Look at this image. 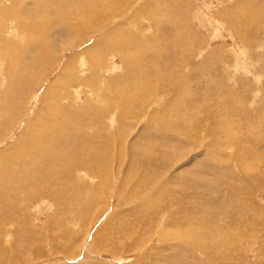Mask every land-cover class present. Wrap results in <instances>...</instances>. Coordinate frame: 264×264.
Returning <instances> with one entry per match:
<instances>
[{"label":"rangeland","instance_id":"1","mask_svg":"<svg viewBox=\"0 0 264 264\" xmlns=\"http://www.w3.org/2000/svg\"><path fill=\"white\" fill-rule=\"evenodd\" d=\"M14 1L0 0V35H2L0 36V100L3 104L1 105L0 103V151H2L0 152V167L4 165H11L17 159L19 154H23V149L29 148L28 146V148L24 146L19 153L14 152L12 154V151L10 149L11 147H14V144L17 143V138H19L21 133L24 132L23 130H26L29 124L33 125L32 123H34V127L32 129L33 133H30V136H32L33 134V136L30 137L31 146L35 145V140L33 138L39 141L41 139V134H46L49 137L46 142V146L48 149L46 147H44V149L45 151L49 150L51 158L49 159L46 154H42L43 152L40 151L41 148H39L40 150L38 149V153H41L42 155H33L32 150L31 154L34 157H24L26 161L18 170L19 172H23H21V175H24L26 173V175H24L25 178L23 177L22 179L27 180L28 183L24 187L19 185L18 183H14L15 185L9 187L10 189H4L5 183L11 180L7 179L6 182L0 181V207H3L2 209H0V221L4 228V231H1L3 235L6 236L4 237L5 239L3 238L4 246L7 248L5 249L9 251L8 254L1 253L3 257L8 260L10 256L11 264H91V262L94 261L97 264H148L144 260L145 257L153 260L151 264H192V262L193 264H201L202 262H205L204 254H207L209 256V259L212 260V264H264V188L259 187L257 184H254L256 191L253 192L252 197H250V202L254 207L252 208V210L254 211L251 210L245 216L246 221H248L249 223L244 222L242 225L244 227L241 229V231H238V227L235 221L237 219V215L236 217L232 215V218L227 217L228 215L225 214V212H221L222 210L219 211L218 208H216L215 213H217L212 215V222L206 220V222L204 221L200 223L202 225L195 223V226H198L200 228H203L204 225H206L205 229L209 230V232L207 231L206 234L207 237L205 235V238L207 240L205 243L206 245H204L205 247L201 245L202 239L197 238V248L195 246V250H193L192 246L190 245H186L181 242V244H176V242L174 241L170 242L166 246V249L165 247L162 248L159 246V238H156V236L160 232L159 228L164 224L174 221L175 219H172L171 216L177 215L178 207L174 206L173 203L168 205L170 200H167L165 197L167 191V183H165V180L166 178H168L171 172H174V174H179L181 173V170L183 174L188 172L189 175H191L192 177H197L203 182H211L214 181L215 178L217 179L218 177L224 175L225 172V175L230 173L233 174L234 172H236L237 168V170L239 169L240 171H238L246 177L245 183L250 184V181L247 178H249V176L252 174L260 173V171L258 170L259 166H263L262 168H264V29L258 28L256 25L258 22L264 24V20L259 21V18L256 15V7L253 6V4H258L264 7V0H153L155 3L157 2L156 4L150 0H120L121 3L119 0H116L119 3L116 1L115 3H113L114 1L112 0V3L110 2V0H86V2L85 0H51V2L50 0H40L41 4L39 8L38 6L33 5V3H36L39 0H22V3L20 2L21 0H16L15 2ZM54 1L57 2L55 3ZM251 1L253 3L252 5L250 4ZM62 2L64 5L62 4ZM172 2L174 3V5ZM236 2H238L239 4H237ZM152 3L154 4L152 5ZM12 4L13 6H11ZM58 4H62L64 7L62 5L59 6ZM85 5H89L87 6L88 8ZM93 6L94 8H92ZM165 6L168 10L165 8ZM62 7L63 9H61ZM117 7L120 8L117 9ZM226 9L229 14H234H232L231 16L225 14ZM101 10H103V12ZM32 11L33 13H35L33 14ZM89 11H91L90 14ZM111 11L120 12L116 13V17L114 18L113 15H109L110 23L105 29L102 28V30L100 31L99 27L104 24V21L101 19L100 21L102 22L100 23L98 18L102 17L103 14L106 15L110 13ZM54 12H56V15L54 14ZM166 12L167 15L165 14ZM97 13L100 16H98ZM213 13L216 15H214ZM234 15H241L239 16V21L236 23L233 22ZM87 16H90V18ZM226 16L227 19H225ZM255 16H257V18ZM146 17L147 19H145ZM167 17H169L168 20H166ZM14 19L16 20L15 22ZM26 19L29 20L27 21ZM148 19H150V21ZM253 19L257 20L258 22L255 24ZM229 20L231 21L230 24L228 23ZM81 22L86 27V29L82 30L83 32L75 29V25ZM111 23L114 24L112 25ZM158 23L160 24L158 25ZM93 24L96 25V27ZM71 26H73L72 29ZM111 27L114 28L113 30H117L118 34H127V37L124 36L125 39L120 36L115 37V39L114 37H110L111 40L107 39L106 45L109 44L118 46L114 47L112 51H109L106 49L107 47H102L99 44L102 42V40H104L105 33L109 32ZM227 27L229 29H227ZM55 28L58 29V32ZM233 30H235V32H233ZM94 31H96V33L98 34H96ZM180 31L182 32L184 37H182V34H179ZM77 32L79 33V36L77 35ZM86 32L88 33L86 34ZM89 32L94 33L91 34ZM135 32H137L138 34ZM142 32L144 34H142ZM240 32L243 33L241 34ZM59 33L60 35L58 37ZM130 33L132 34L130 35ZM153 33L156 36H154ZM85 34L88 36H86ZM149 34H151L153 38H151L152 36ZM71 35L73 36V38ZM82 35H85L84 38ZM90 35H92L93 37H90ZM48 37L51 38L49 39ZM180 37L182 40L183 38L185 40L183 42L182 40L180 41ZM22 38H25L24 40L27 39V41H24ZM130 39H132L133 41ZM87 40L89 41L87 42ZM113 40H120L121 42ZM124 40L126 41L124 42ZM28 42L30 43L28 44ZM178 42H180V44ZM185 42L187 44H184ZM120 44L122 47L120 46ZM141 44L143 45L141 46ZM195 45H197V49ZM156 46H159L160 48ZM215 46L216 48H214ZM4 49L5 51H3ZM189 49L190 52L187 51ZM124 50H126L128 53ZM120 52H123L124 54L122 55ZM154 52H156L155 55ZM62 53L64 54L62 55ZM131 55H133L134 57ZM189 55L190 57H188ZM211 55L212 57H210ZM219 60H221L220 64L218 62ZM198 61L202 63H199ZM155 63H157L158 65ZM215 63H217V65ZM140 67L142 68L140 69ZM176 69H178V72ZM148 71L153 72V74L149 73ZM140 75H142V77ZM38 76L40 79H37ZM178 79L180 81H178ZM144 83L145 85H143ZM126 91H128V93ZM136 91L140 95H138ZM131 95H134L135 97ZM185 95H187V97ZM108 100L110 103L108 102ZM46 101H48V103ZM128 101L131 103H128ZM146 101L148 104L146 103ZM180 102H183L181 103V106L179 105ZM205 102H207L208 104ZM62 105H65V107H63ZM188 105H190V107ZM2 106H5L4 109ZM175 106H177V108ZM179 107H181L182 110ZM201 109L204 110L202 111ZM80 110L84 114L79 112ZM20 112L22 115L20 114ZM54 112L57 116L54 114ZM165 112H169L167 113L169 118ZM181 112L184 115L180 114ZM42 114L44 115L42 116ZM140 114L144 116L141 117ZM77 116L80 117L77 118ZM48 117H52L53 119L49 122V120L47 119ZM182 117L186 118L183 120ZM163 119L164 121L162 122ZM214 119L216 120L214 121ZM44 120L45 122H47V124H45ZM173 120L175 123L172 122ZM24 123L27 124L24 125ZM58 123L61 125V127H58ZM153 123L155 124V126ZM14 125L16 126V128ZM41 126L42 128L40 130ZM68 127H75L78 130L70 131L67 130ZM88 129H90L91 131ZM86 130H88V132ZM144 130L146 132H144ZM122 131L125 135H123ZM125 131L128 132L125 133ZM170 131L173 132V135L170 133ZM201 131L203 133H201ZM218 132H222V135L225 137L227 136L229 142L228 145L224 143L220 144L219 140L216 141ZM96 133L99 134L97 135ZM231 135H233L234 137ZM88 136H90L91 139ZM99 136H101L100 140ZM149 136L151 138H149ZM229 136L231 138H229ZM209 138H211V140ZM238 139H240L241 141H239ZM82 140H84L85 142ZM119 141L121 145H123L124 143L125 148L117 149ZM204 141H206L207 143ZM175 142L176 144H174ZM212 142L214 144L210 147V144H212ZM237 142L240 146L237 144ZM65 145L67 146L65 147ZM100 145L101 147H99ZM126 145L128 148H126ZM156 145L157 147H155ZM236 145L239 147V149H237L238 151L236 149H233L234 146L235 148L237 147ZM188 147L192 148L191 150L193 151L190 152V154L186 157L187 159L184 158L182 162L177 160L178 156L176 155L189 153L190 148ZM252 147L255 148L253 149V151ZM62 149L65 150L63 151ZM132 149L133 152H131ZM152 149H154L155 151ZM163 149L165 151H163ZM168 149H171L169 150L170 153L167 151ZM200 149H205L206 151ZM173 150H175L176 152ZM242 150H247L246 154H244ZM130 153L132 154L130 155ZM162 153L165 155L162 156ZM148 154H150V157L147 156ZM172 154L173 156H171ZM191 154L192 156L188 159ZM234 154L236 156H239L241 160L236 159ZM83 156L85 158H83ZM170 156L172 158L174 156L175 157L172 160ZM243 157H247L246 160H244L245 158ZM150 158H156V160L158 158V160L156 161ZM138 159L144 161L141 162ZM43 161L47 162L43 163ZM79 161H81V163ZM49 162L51 165L49 164ZM101 162L103 163L101 164ZM147 162L149 163V165ZM185 163H189V167H184ZM164 164H166V166L169 168L166 169L167 167H165ZM235 164H238L241 167L235 168ZM154 165L156 166L154 167ZM128 166L129 168H127ZM162 166H164L165 168ZM86 167L91 170L86 169ZM190 167H192L194 170L192 168L190 169ZM37 168V171L40 170V174L39 172H35ZM121 168L125 169L123 171L126 172L124 173L123 171H120ZM10 170L16 171L13 167ZM28 170L31 172L30 174H28ZM42 170L46 172L44 173ZM74 170L76 172H74ZM33 171L36 174V179L38 180V182L35 181L36 179L33 180V176L35 175ZM70 173L71 175L73 173L75 175L73 174L71 176ZM31 174L32 179L30 178ZM37 174H39V177H37ZM262 175L263 173L261 172V176ZM144 185L147 186L146 191L148 190V193L144 191L142 192L144 193L142 195L143 197L148 196L147 199L148 201L150 200L149 202L152 204L151 208L148 209V211L142 210L140 206L138 208V203L142 202V197H139V193L141 192V188ZM42 186L44 187L40 190ZM149 187L150 189H152H148ZM247 190L251 191L253 189L249 187V189ZM231 191L233 190L231 189ZM5 192L7 195L5 194ZM65 192H68V196L65 195ZM236 192L238 193L240 192V190L238 189ZM34 193H38V195L36 197H28V195H32ZM133 193L137 194L133 195ZM50 196L54 198H51ZM44 197L47 200H45ZM38 199H41L39 200L40 203L37 202ZM218 200H220L221 202L224 201V199ZM45 201L47 203H45ZM181 206L188 207V205ZM61 207L62 209H60ZM183 208L184 207H179V209ZM192 208L193 207H190V210ZM61 210L63 211L61 212ZM72 210H74L75 212ZM231 210L233 209L229 208L227 211L230 212ZM19 212L21 214H19ZM71 212L74 214H72ZM177 216L179 218L181 217V215ZM65 217H69L70 219H65ZM254 221H257V223ZM256 226L257 228L255 229ZM128 227L130 228L128 229ZM107 230L110 232H107ZM132 231L134 232V234H131ZM219 231H224V233H227L225 235H227L228 239L233 238L232 234H234V232H236L235 234L242 232V234L245 235V237L247 236V238L249 239L242 240L239 238L240 240H238V242L235 241L232 244H228L227 246H225V249L227 250L230 248V251L226 252L222 245H220L219 242L215 240V235H217V232ZM229 232L232 234L229 235ZM54 234H58L60 238L57 239L58 243L54 244V246L51 248V238ZM152 235L154 237H151ZM29 236L30 238H28ZM149 236L152 240H148L150 238ZM250 237H252L255 241L250 240ZM16 238L19 240H16ZM28 240L30 241L28 242ZM23 242L25 243V246ZM71 242L73 247H75L76 249L80 247L77 253L75 251H67V248L69 246H67V244H70ZM59 244H65L62 250L61 245ZM149 246H151V248ZM168 246L170 247L168 248ZM25 248L27 250H25ZM160 248L166 250H164L165 254L162 258L156 259L154 258V253H159ZM148 250L150 251V253ZM170 255L172 257H170ZM141 257L142 259L139 262H135Z\"/></svg>","mask_w":264,"mask_h":264},{"label":"bare ground","instance_id":"2","mask_svg":"<svg viewBox=\"0 0 264 264\" xmlns=\"http://www.w3.org/2000/svg\"><path fill=\"white\" fill-rule=\"evenodd\" d=\"M14 1V0H13ZM16 1V0H15ZM14 1V2H15ZM45 1V0H44ZM44 1H41V2H44ZM75 1V0H74ZM112 1H114L113 3H115V1L116 0H112ZM120 1V0H119ZM136 1V0H135ZM150 1H152V2H154L153 0H150ZM162 1V0H161ZM173 1V0H172ZM236 1V0H235ZM238 1V0H237ZM249 1V0H248ZM2 2V1H1ZM5 2V1H4ZM21 3H22V0L20 1ZM30 2V1H29ZM32 2V1H31ZM50 2H51V0H50ZM55 2V1H54ZM57 2V1H56ZM55 2V3H56ZM69 2V1H68ZM85 2H86V0H85ZM97 2V1H96ZM110 2H111V0H110ZM116 2H118V1H116ZM123 2V1H122ZM160 2V1H159ZM171 2V1H170ZM27 3V2H26ZM82 3V2H81ZM80 3V4H81ZM93 3V2H92ZM112 3V2H111ZM119 3V2H118ZM120 3H121V1H120ZM155 3V2H154ZM154 3H152V5L154 4ZM157 3V2H156ZM155 3V4H156ZM173 3V2H172ZM237 4H239L238 2H236ZM29 4V3H28ZM27 4V5H28ZM40 0L38 1V2H36V3H33V5L34 6H38V8H39V6H40ZM51 4V3H50ZM53 4V3H52ZM62 4H63V2H62ZM61 4V5H62ZM70 4V3H69ZM89 4V3H88ZM99 4H100V2H99ZM101 4H102V2H101ZM108 4V3H107ZM142 4V3H141ZM245 4H247V3H245ZM250 4L252 5L253 3H252V1L250 2ZM9 5H10V3H9ZM26 5V4H25ZM54 5V4H53ZM52 5V6H53ZM59 5V4H58ZM57 5V6H58ZM61 5H59V6H61ZM64 5V4H63ZM62 5V6H63ZM68 5V4H67ZM84 5V4H83ZM98 5V4H97ZM109 5H111V4H109ZM120 5V4H119ZM122 5V4H121ZM127 5V4H126ZM131 5V4H130ZM161 5V4H160ZM173 5H174V3H173ZM177 5V4H176ZM242 5V4H241ZM3 6V5H2ZM11 6H13V4L11 5ZM56 6V5H55ZM86 6V5H85ZM84 6V7H85ZM87 6H89V5H87ZM86 6V7H87ZM99 6V5H98ZM158 6H159V3H158ZM162 6V5H161ZM253 6L254 7H256V10H257V13H256V15L258 16V18H259V21L261 20V21H263L264 20V7H262V6H260V5H258V4H253ZM29 7V6H28ZM45 7H48V6H45ZM64 7V6H63ZM63 7L61 8V9H63ZM83 7V6H82ZM101 7V6H100ZM114 7V6H113ZM123 7V6H122ZM236 7V6H235ZM246 7V6H245ZM6 8V7H5ZM42 8V7H41ZM59 8V7H58ZM88 8V7H87ZM91 8V7H90ZM92 8H94V6L92 7ZM118 8H120V7H117V9ZM165 8H166V6H165ZM170 8V7H169ZM237 8V7H236ZM253 8V7H252ZM1 9V8H0ZM19 9H21V8H19ZM28 9V8H27ZM26 9V10H27ZM57 9V8H56ZM70 9V8H69ZM76 9V8H75ZM115 9V8H114ZM113 9V10H114ZM127 9V8H126ZM125 9V10H126ZM149 9V8H148ZM167 9V8H166ZM240 9V8H239ZM244 9V8H243ZM249 9V8H248ZM16 10V9H15ZM36 10H39V9H36ZM77 10V9H76ZM79 10V9H78ZM84 10V9H83ZM106 10V9H105ZM111 10H112V8H111ZM163 10V9H162ZM168 10V9H167ZM238 10V9H237ZM255 10V11H256ZM21 11V10H20ZM73 11V10H72ZM88 11V10H87ZM92 11V10H91ZM91 11H89V14H90V12ZM98 11V10H97ZM102 12H103V10H101ZM150 11V10H149ZM158 11V10H157ZM5 12V11H4ZM14 12V11H13ZM17 12V11H16ZM18 12H19V10H18ZM71 12V11H70ZM79 12H80V10H79ZM118 12H120V11H111L110 13H108V14H106V15H104L103 14V16L102 17H100V18H98L99 19V21L102 19L103 21H104V24L101 26V27H99L100 28V31L102 30V28L103 29H105L107 26H108V24L110 23V21H109V15H113V18L114 17H116V13H118ZM123 12V11H122ZM146 12V11H145ZM154 12V11H153ZM223 12V11H222ZM26 13V12H25ZM32 13H33V11H32ZM35 13V12H34ZM33 13V14H34ZM36 13H37V11H36ZM41 13V12H40ZM45 13H46V11H45ZM56 12H54V14H55ZM59 13V12H58ZM65 13V12H64ZM81 13V12H80ZM105 13V12H104ZM142 13V12H141ZM159 13V12H158ZM164 13V12H163ZM169 13V12H168ZM220 13V12H219ZM251 13V12H250ZM255 13V12H254ZM5 14V13H4ZM7 14V13H6ZM23 14H24V11H23ZM42 14V13H41ZM40 14V15H41ZM74 14V13H73ZM89 14H87V15H89ZM150 14V13H149ZM153 14H155V13H153ZM166 15H167V12L165 13ZM214 14V13H213ZM225 14H227V15H229V16H231L232 14H234V13H230L229 14V12L227 11V9L225 10ZM239 14V13H238ZM19 15V14H18ZM26 15V14H25ZM56 15V14H55ZM66 15H68V14H66ZM97 15H98V13H97ZM147 15V14H146ZM214 15H216V14H214ZM224 15V14H223ZM13 16H14V14H13ZM38 16H39V14H38ZM72 16V15H71ZM79 16V15H78ZM92 16V15H91ZM98 16H100V15H98ZM220 16V15H219ZM239 16H241V15H234L233 17V22L234 23H236V22H238L239 21ZM257 16H255L256 18H257ZM21 17V16H20ZM41 17H43V16H41ZM61 17H63V16H61ZM85 17H86V15H85ZM87 17H89L90 18V16H87ZM118 17V16H117ZM148 17V16H147ZM147 17L145 18V19H147ZM221 17V16H220ZM10 18V17H9ZM24 18H26V17H24ZM60 18V17H59ZM84 18V17H83ZM142 18V17H141ZM168 18L169 17H167V19L166 20H168ZM214 18V17H213ZM225 18V17H224ZM248 18V17H247ZM44 19V18H43ZM65 19V18H64ZM77 19H80V18H77ZM96 19V18H95ZM139 19V18H138ZM144 19V18H143ZM215 19V18H214ZM220 19V18H219ZM225 19H227V16H226V18ZM9 20V19H8ZM20 20V19H19ZM27 21L29 20V19H26ZM25 20V21H26ZM75 20V19H74ZM85 20V19H84ZM90 20V19H89ZM88 20V21H89ZM149 21H150V19H148ZM16 20L14 19V22H15ZM49 21H51V20H49ZM77 21V20H76ZM144 21V20H143ZM159 21V20H158ZM213 21V20H212ZM225 21H227V20H225ZM253 21L255 22V24L258 22L257 20H255V19H253ZM2 22V21H1ZM4 22V21H3ZM22 22V21H21ZM30 22V21H29ZM79 22V21H78ZM84 22V21H83ZM102 21H100V23H101ZM145 22V21H144ZM143 22V23H144ZM156 22V21H155ZM161 22V21H160ZM167 22V21H166ZM216 22V21H215ZM249 22V21H248ZM12 23V22H11ZM28 23V22H27ZM57 23V22H56ZM56 23H54V24H56ZM59 23V22H58ZM70 23V22H69ZM94 23V22H93ZM129 23V22H128ZM142 23V22H141ZM146 23V22H145ZM228 23L230 24L231 23V21L229 20L228 21ZM1 24H3V23H1ZM8 24V23H7ZM20 24V23H19ZM23 24V23H22ZM63 24V23H62ZM89 24V23H88ZM96 24V23H95ZM112 24V23H111ZM114 24V23H113ZM112 24V25H113ZM140 24V23H139ZM160 23H158V25H159ZM72 25V24H71ZM94 25V24H93ZM166 25V24H165ZM253 25V24H252ZM257 27L258 28H261V29H264V24L263 23H260V22H258L257 24ZM22 26V25H21ZM95 27H96V25H94ZM97 26H99V25H97ZM151 26V25H150ZM167 26V25H166ZM230 26V25H229ZM233 26V25H232ZM1 27H2V25H1ZM24 27V26H23ZM43 27V26H42ZM61 27H63V26H61ZM72 27L73 26H71V29H72ZM114 27V26H113ZM128 27V26H127ZM134 27V26H133ZM140 27V26H139ZM142 27V26H141ZM152 27V26H151ZM255 27V26H254ZM6 28V27H5ZM54 28V27H53ZM98 28V27H97ZM131 28V27H130ZM56 29V28H55ZM67 29V28H66ZM75 29H77V30H79V31H81V32H83L82 30L83 29H86V27H85V25L81 22V23H77L76 25H75ZM114 28H112L111 27V29H110V31L109 32H106L105 33V36H104V40H102V42L99 44L100 46H102V47H107L106 49L107 50H113V48L114 47H118L117 45L115 46V45H109V44H107L106 45V41H107V39H109V40H111L110 39V37H114V39H115V37H123L124 38V36H126V35H124L123 33V35H121V34H118V32H117V30H113ZM128 29V28H127ZM135 29V28H134ZM137 29V28H136ZM143 29V28H142ZM151 29V28H150ZM158 29V28H157ZM227 29H229L228 27H227ZM261 29H259V30H261ZM19 30H22V29H19ZM35 30V29H34ZM57 30V32H58V29H56ZM69 30V29H68ZM95 30V29H94ZM130 30H133V29H130ZM17 31V30H16ZM93 31V30H92ZM119 31V30H118ZM121 31V30H120ZM135 31V30H134ZM139 31V30H138ZM5 32V31H4ZM64 32V31H63ZM70 32V31H69ZM69 32H68V34H69ZM95 33H96V31H94ZM94 32H89V33H94ZM189 32V31H188ZM233 32H235V30H233ZM66 33V32H65ZM75 33V32H74ZM78 33V32H77ZM84 33H85V31H84ZM88 32H86V34H87ZM135 33H137V32H135ZM154 33H156V32H154ZM153 33V34H154ZM241 33V32H240ZM243 33V32H242ZM241 33V34H242ZM5 34V33H4ZM67 34V33H66ZM85 34V35H86ZM96 34H98V33H96ZM132 33H130V35H131ZM138 34V33H137ZM142 34H144L143 32H142ZM180 35L182 34V32L180 31V33H179ZM187 34V33H186ZM239 34V33H238ZM19 35V34H18ZM27 35V34H26ZM33 35V34H32ZM59 35H60V33L58 34V37H59ZM65 35V34H64ZM63 35V36H64ZM78 36H79V33L77 34ZM84 35V36H85ZM101 35V34H100ZM149 35H151V34H149ZM179 35V36H180ZM192 35V34H191ZM237 35V34H236ZM0 36H2V35H0ZM24 36V35H23ZM34 36V35H33ZM67 36V35H66ZM72 36V35H71ZM77 36V37H78ZM83 36V35H82ZM84 36H83V38H84ZM86 36H88V35H86ZM92 35H90V37H91ZM152 36V35H151ZM150 36V37H151ZM154 36H156L155 34H154ZM186 36V35H185ZM240 36H242V35H240ZM28 37V36H27ZM26 37V38H27ZM70 37V36H69ZM76 37V36H75ZM93 37V36H92ZM127 37V36H126ZM132 37V36H131ZM146 37V36H145ZM148 37V36H147ZM182 37H184L183 36V34H182ZM188 37V36H187ZM49 38V37H48ZM51 38V37H50ZM49 38V39H50ZM67 38V37H66ZM72 38H73V36H72ZM79 38V37H78ZM151 38H153V36L151 37ZM241 38V37H240ZM23 39V38H22ZM25 39V38H24ZM23 39V40H24ZM29 39V38H28ZM56 39H57V37H56ZM69 39V38H68ZM79 39H81V38H79ZM125 39V38H124ZM135 39V38H134ZM140 39V38H139ZM156 39V38H155ZM38 40V39H37ZM54 40V39H53ZM82 40V39H81ZM93 40V39H92ZM123 40V39H122ZM130 40H132V39H130ZM147 40V39H146ZM150 40V39H149ZM180 41L182 40L181 39V37H180V39H179ZM185 39L183 38V40H182V42L184 41ZM188 40V39H187ZM3 41V40H2ZM24 41H27V39L26 40H24ZM23 41V42H24ZM89 40H87V42H88ZM96 41V40H95ZM94 41V42H95ZM100 41V40H99ZM113 41H117V42H119L118 40H113ZM126 40H124V42H125ZM133 41V40H132ZM153 41V40H152ZM154 41H156V40H154ZM243 41V40H242ZM241 41V42H242ZM112 42V41H111ZM111 42H109V43H111ZM121 42V41H120ZM123 42V41H122ZM135 42V41H134ZM187 42V41H186ZM184 43V44H187V43ZM196 42V41H195ZM30 42H28V44H29ZM79 43V42H78ZM90 43H91V41H90ZM89 43V44H90ZM141 43V42H140ZM143 43V42H142ZM157 43V42H156ZM179 44H180V42H178ZM115 44V43H114ZM119 44V43H118ZM161 44V43H160ZM177 44V43H176ZM190 44V43H189ZM195 44V43H194ZM201 44V43H200ZM221 44V43H220ZM225 44V43H224ZM2 45V44H1ZM14 45V44H13ZM98 45V46H99ZM143 44H141V46H142ZM191 45V44H190ZM205 45V44H204ZM40 46H41V44H40ZM55 46V45H54ZM62 46V45H61ZM78 46V45H77ZM82 46V45H81ZM84 46H85V44H84ZM120 46H121V44H120ZM131 46V45H130ZM175 46H177V45H175ZM180 46H182V45H180ZM196 46V49H197V45H195ZM194 46V47H195ZM206 46V45H205ZM15 47V46H14ZM73 47V46H72ZM122 47V46H121ZM148 47V46H147ZM156 47H159V46H156ZM204 47V46H203ZM50 48V47H49ZM56 48V47H55ZM70 48V47H69ZM82 48V47H81ZM87 48V47H86ZM96 48V47H95ZM132 48H133V46H132ZM160 48V47H159ZM158 48V49H159ZM198 48H200V47H198ZM206 48V47H205ZM214 48H216V46L214 47ZM1 49V48H0ZM17 49V48H16ZM62 49V48H61ZM71 49H73V48H71ZM90 49V48H89ZM103 49V48H102ZM105 49V48H104ZM154 49V48H153ZM11 50V49H10ZM9 50V51H10ZM64 50V49H63ZM65 50H66V48H65ZM82 50V49H81ZM87 50V49H86ZM195 50V49H194ZM217 50V49H216ZM3 51H5V49L3 50ZM2 51V52H3ZM68 51V50H67ZM77 51V50H76ZM88 51V50H87ZM115 51V50H114ZM113 51V52H114ZM124 51H126V50H124ZM151 51H152V48H151ZM158 51V50H157ZM187 51H189L190 52V49L189 50H187ZM199 51V50H198ZM208 51V50H207ZM127 52V51H126ZM160 52V51H159ZM185 52V51H184ZM214 52V51H213ZM44 53V52H43ZM82 53V52H81ZM121 53V52H120ZM128 53V52H127ZM132 53H133V51H132ZM131 53V54H132ZM197 53V52H196ZM64 53H62V55H63ZM111 54V53H110ZM109 54V55H110ZM116 54V53H115ZM122 55L124 54L123 52L121 53ZM142 54H144V53H142ZM156 54V52H154V55ZM158 54V53H157ZM181 54H182V52H181ZM52 55V54H51ZM75 55V54H74ZM73 55V56H74ZM76 55H77V53H76ZM92 55H94V54H92ZM108 55V56H109ZM114 55V54H113ZM118 55V54H117ZM163 55V54H162ZM161 55V56H162ZM185 55V54H184ZM15 56V55H14ZM21 56H22V54H21ZM88 56V55H87ZM99 56V55H98ZM107 56V57H108ZM121 56V55H120ZM131 56H133V55H131ZM146 56V55H145ZM159 56V55H158ZM198 56H199V54H198ZM216 56V55H215ZM218 56V55H217ZM42 57H43V55H42ZM45 57V56H44ZM119 57V56H118ZM128 57V56H127ZM134 57V56H133ZM143 57H144V55H143ZM142 57V58H143ZM187 57V56H186ZM188 57H190V55L188 56ZM210 57H212V55L210 56ZM222 57V56H221ZM225 57H226V55H225ZM1 58V57H0ZM47 58V57H46ZM75 58V57H74ZM100 58H101V56H100ZM111 58V57H110ZM185 58V57H184ZM218 58V57H217ZM53 59V58H52ZM96 59H98V58H96ZM131 59V58H130ZM177 59V58H176ZM179 59H180V57H179ZM183 59V58H182ZM209 59V58H208ZM60 60V59H59ZM71 60V59H70ZM90 60H92V59H90ZM110 60V59H109ZM129 60V59H128ZM134 60V59H133ZM136 60H138V59H136ZM156 60V59H155ZM163 60V59H162ZM195 60H197V59H195ZM4 61V60H3ZM88 61H89V59H88ZM95 61H97V60H95ZM146 61V60H145ZM148 61V60H147ZM178 61V60H177ZM210 61H211V59H210ZM220 61L221 60H219L218 62H219V64H220ZM42 62V61H41ZM103 62V61H102ZM127 62V61H126ZM137 62V61H136ZM156 62V61H155ZM199 62V61H198ZM213 62V61H212ZM224 62V61H223ZM93 63V62H92ZM133 63V62H132ZM181 63V62H180ZM199 63H202V62H199ZM9 64H11V63H9ZM9 64H7V65H9ZM155 64H157V63H155ZM195 64H196V62H195ZM207 64V63H206ZM216 65H217V63H215ZM26 65V64H25ZM98 65V64H97ZM143 65V64H142ZM147 65V64H146ZM158 65V64H157ZM168 65V64H167ZM203 65V64H202ZM201 65V66H202ZM95 66V65H94ZM139 66V65H138ZM38 67V66H37ZM103 67V66H102ZM134 67V66H133ZM137 67V66H136ZM153 67V66H152ZM155 67V66H154ZM142 67H140V69H141ZM156 68V67H155ZM139 69V70H140ZM198 69V68H197ZM200 69V68H199ZM203 69V68H202ZM148 70V69H147ZM150 70H152V69H150ZM177 70V72H178V69H176ZM22 71V70H21ZM135 71V70H134ZM141 71V70H140ZM139 71V72H140ZM160 71V70H159ZM181 71V70H180ZM179 71V72H180ZM11 72V71H10ZM142 72V71H141ZM147 72V71H146ZM149 72V71H148ZM204 72V71H203ZM17 73V72H16ZM149 73H152L153 74V72H149ZM159 74H160V72H159ZM180 74V73H179ZM139 75V74H138ZM143 75V74H142ZM142 75H140L141 77H142ZM41 76V75H40ZM98 76V75H97ZM139 76V77H140ZM154 76H155V74H154ZM167 76V75H166ZM169 76V75H168ZM175 76V75H174ZM119 77H121V76H119ZM135 77V76H134ZM148 77V76H147ZM152 77V76H151ZM156 77H158V76H156ZM155 77V78H156ZM173 77V76H172ZM179 77V76H178ZM12 78H14V77H12ZM16 78V77H15ZM74 78V77H73ZM129 78V77H128ZM131 78H132V76H131ZM145 78V77H144ZM168 78V77H167ZM166 78V79H167ZM23 79V78H22ZM21 79V80H22ZM37 79H40L39 78V76H38V78ZM98 79V78H97ZM140 79V78H139ZM157 79V78H156ZM183 79V78H182ZM187 79V78H186ZM185 79V80H186ZM9 80V79H8ZM14 80V79H13ZM20 80V79H19ZM44 80V79H43ZM125 80V79H124ZM146 80H148V79H146ZM168 80V79H167ZM241 80V79H240ZM250 80V79H249ZM254 80V79H253ZM136 81V80H135ZM159 81V80H158ZM162 81V80H161ZM160 81V82H161ZM174 81V80H173ZM178 81H180L179 79H178ZM244 81V80H243ZM74 82V81H73ZM119 82V81H118ZM167 82V81H166ZM15 83V82H14ZM50 83V82H49ZM131 83V82H130ZM133 83V82H132ZM135 83V82H134ZM142 83V82H141ZM168 83V82H167ZM175 83H177V82H175ZM11 84H12V82H11ZM64 84V83H63ZM127 84V83H126ZM159 84V83H158ZM15 85V84H14ZM122 85V84H121ZM143 85H145V83L143 84ZM63 86V85H62ZM117 86V85H116ZM178 86V85H177ZM184 86V85H183ZM42 87V86H41ZM67 87V86H66ZM113 87V86H112ZM120 87V86H119ZM138 87V86H137ZM162 87V86H161ZM172 87V86H171ZM191 87V86H190ZM39 88H40V86H39ZM65 88V87H64ZM72 88V87H71ZM139 88V87H138ZM57 89V88H56ZM137 89V88H136ZM7 90V89H6ZM38 90V89H37ZM61 90V89H60ZM71 90V89H70ZM69 90V91H70ZM126 90V89H125ZM130 90H132V89H130ZM134 90V89H133ZM155 90V89H154ZM153 90V91H154ZM68 91V90H67ZM85 91V90H84ZM143 91V90H142ZM141 91V92H142ZM152 91V92H153ZM188 91V90H187ZM62 92V91H61ZM86 92V91H85ZM113 92V91H112ZM127 93H128V91H126ZM125 92V93H126ZM135 92V91H134ZM176 92V91H175ZM185 92V91H184ZM103 93V92H102ZM114 93V92H113ZM117 93H118V91H117ZM136 93H138L137 91H136ZM145 93V92H144ZM149 93H151V92H149ZM180 93V92H179ZM183 93V92H182ZM187 93V92H186ZM185 93V94H186ZM116 94V93H115ZM56 95V94H55ZM138 95H140L139 93H138ZM150 95V94H149ZM16 96H17V94H16ZM43 96V95H42ZM54 96V95H53ZM104 96V95H103ZM129 96V95H128ZM131 96H134V95H131ZM186 97H187V95H185ZM57 97H58V95H57ZM67 97V96H66ZM73 97V96H72ZM126 97V96H125ZM135 97V96H134ZM141 97V96H140ZM186 97H185V99H186ZM97 98H98V96H97ZM117 98V97H116ZM123 98V97H122ZM131 98V97H130ZM133 98V97H132ZM151 98V97H150ZM46 99V98H45ZM49 99V98H48ZM61 99V98H60ZM120 99V98H119ZM184 99V98H183ZM182 99V100H183ZM184 99V100H185ZM73 100V99H72ZM137 100H139V99H137ZM146 100V99H145ZM178 100V99H177ZM49 101V100H48ZM48 101H46L47 103H48ZM106 101V100H105ZM132 101V100H131ZM136 101V100H135ZM175 101V100H174ZM174 101H172V102H174ZM180 101V100H179ZM207 101V100H206ZM9 102V101H8ZM45 102V103H46ZM53 102H55V101H53ZM82 102V101H81ZM108 102H109V100H108ZM119 102H120V100H119ZM123 102H124V100H123ZM133 102H134V99H133ZM171 102V101H170ZM0 103H1V100H0ZM26 103V102H25ZM63 103V102H62ZM70 103V102H69ZM69 103H67V104H69ZM106 103H107V101H106ZM110 103V102H109ZM128 103H131V102H129L128 101ZM145 103V102H144ZM146 103H147V101H146ZM181 103H183V102H180V106H181ZM205 103H207V102H205ZM53 104V103H52ZM51 104V105H52ZM60 104V103H59ZM64 104V103H63ZM99 104V103H98ZM108 104V103H107ZM115 104H116V102H115ZM114 104V105H115ZM119 104V103H118ZM127 104V103H126ZM135 104V103H134ZM133 104V105H134ZM139 104V103H138ZM143 104V103H142ZM148 104V103H147ZM208 104V103H207ZM1 105H3L2 103H1ZM38 105V104H37ZM44 105V104H43ZM71 105H73V104H71ZM121 105V104H120ZM174 105V104H173ZM178 105V106H179ZM185 105V104H184ZM41 106V105H40ZM63 106V105H62ZM61 106V107H62ZM102 106V105H101ZM101 106H100V108H101ZM108 106H110V105H108ZM122 106V105H121ZM125 106V105H124ZM129 106V105H128ZM142 106V105H141ZM144 106V105H143ZM170 106V105H169ZM189 107H190V105H188ZM3 107V109H4V107L5 106H2ZM8 107V106H7ZM11 107V106H10ZM38 107V106H37ZM49 107H51V106H49ZM58 107V106H57ZM60 107V108H61ZM63 107H65V105L63 106ZM67 107V106H66ZM69 107V106H68ZM71 107V106H70ZM98 107V106H97ZM131 107V106H130ZM129 107V108H130ZM157 107V106H156ZM166 107V106H165ZM173 107V106H172ZM176 108H177V106H175ZM184 107V106H183ZM207 107V106H206ZM88 108V107H87ZM99 108V107H98ZM97 108V109H98ZM127 108V107H126ZM141 108V107H140ZM179 108H181V107H179ZM45 109V108H44ZM84 109V108H83ZM102 109H103V107H102ZM111 109H113V108H111ZM125 109V108H124ZM123 109V110H124ZM159 109H160V107H159ZM196 109V108H195ZM214 109V108H213ZM216 109V108H215ZM50 110V109H49ZM54 110V109H53ZM59 110V109H58ZM79 110V109H78ZM101 110V109H100ZM105 110V109H104ZM181 110H182V108H181ZM180 110V111H181ZM202 110V109H201ZM204 110V109H203ZM202 110V111H203ZM238 110V109H237ZM85 111V110H84ZM106 111V110H105ZM121 111V110H120ZM153 111V110H152ZM189 111V110H188ZM225 111V110H224ZM254 111V110H253ZM77 112V111H76ZM79 112H81V110L79 111ZM101 112V111H100ZM176 112H178V111H176ZM184 112H185V110H184ZM42 113H43V111H42ZM50 113V112H49ZM48 113V114H49ZM82 113V112H81ZM96 113V112H95ZM103 113V112H102ZM118 113H120V112H118ZM147 113V112H146ZM150 113V112H149ZM153 113V112H152ZM156 113H158V112H156ZM160 113V112H159ZM166 113V112H165ZM167 113H169V112H167ZM167 113H166V115H167ZM187 113V112H186ZM189 113V112H188ZM223 113V112H222ZM20 114H21V112H20ZM52 114V113H51ZM54 114L56 115V113L54 112ZM53 114V115H54ZM73 114H74V112H73ZM72 114V115H73ZM76 114V113H75ZM79 114V113H78ZM77 114V115H78ZM82 114H84V113H82ZM110 114V113H109ZM145 114V113H144ZM161 114V113H160ZM170 114H171V111H170ZM176 114V113H175ZM180 114H182V112L180 113ZM4 115V114H3ZM22 115V114H21ZM41 115V114H40ZM44 114H42V116H43ZM101 115V114H100ZM134 115V114H133ZM147 115V114H146ZM146 115H145V117H146ZM150 115V114H149ZM148 115V116H149ZM154 115V114H153ZM152 115V116H153ZM156 115V114H155ZM165 115V114H164ZM174 115V114H173ZM182 115H184V114H182ZM186 115V114H185ZM219 115V114H218ZM57 116V115H56ZM55 116V117H56ZM76 116V115H75ZM92 116V115H91ZM106 116V115H105ZM119 116V115H118ZM140 116L141 117H143L142 116V114H140ZM151 116V117H152ZM158 116V115H157ZM162 116V115H161ZM168 116V115H167ZM215 116V115H214ZM213 116V117H214ZM220 116V115H219ZM219 116H217V117H219ZM35 117V116H34ZM47 117V116H46ZM62 117V116H61ZM74 117V116H73ZM80 117V116H79ZM78 116H77V118H79ZM151 117H150V119H151ZM156 117V116H155ZM159 117V116H158ZM171 117V116H170ZM180 117V116H179ZM184 117V116H183ZM182 117V118H183ZM190 117V116H189ZM211 117V116H210ZM222 117V116H221ZM13 118V117H12ZM11 118V119H12ZM21 118V117H20ZM32 118V117H31ZM38 118V117H37ZM43 118V117H42ZM120 118V117H119ZM122 118V117H121ZM124 118V117H123ZM153 118V117H152ZM168 118H169V116H168ZM186 118V117H185ZM185 118H183V120L185 119ZM192 118V117H191ZM197 118V117H196ZM14 119V118H13ZM35 119V118H34ZM44 119V118H43ZM48 120H49V122H50V120H52L53 118L52 117H48L47 118ZM75 119H76V117H75ZM74 119V120H75ZM83 119V118H82ZM98 119V118H97ZM96 119V120H97ZM113 119V118H112ZM126 119V118H125ZM142 119V118H141ZM157 119V118H156ZM161 119V118H160ZM188 119V118H187ZM193 119V118H192ZM211 119V118H210ZM223 119V118H222ZM16 120V119H15ZM14 120V121H15ZM73 120V121H74ZM78 120V119H77ZM117 120V119H116ZM177 120V119H176ZM216 119H214V121H215ZM0 121H1V117H0ZM54 121V120H53ZM67 121V120H66ZM105 121V120H104ZM129 121V120H128ZM127 121V122H128ZM153 121V120H152ZM164 121V119L162 120V122ZM178 121V120H177ZM197 121H199V120H197ZM227 121V120H226ZM31 122V121H30ZM44 122H45V120H44ZM52 122V121H51ZM58 122V121H57ZM76 122V121H75ZM82 122V121H81ZM92 122V121H91ZM97 122V121H96ZM157 122V121H156ZM172 122H174V120L172 121ZM193 122H194V120H193ZM32 123V122H31ZM93 123V122H92ZM92 123H90V124H92ZM101 123V122H100ZM117 123H118V121H117ZM175 123V122H174ZM173 123V124H174ZM16 124V123H15ZM21 124V123H20ZM27 124V123H26ZM25 123H24V125H26ZM33 125H34V123H32ZM45 124H47V122H45ZM59 124V123H58ZM62 124V123H61ZM106 124V123H105ZM127 124V123H126ZM125 124V125H126ZM146 124V123H145ZM154 124V123H153ZM160 124H161V122H160ZM184 124V123H183ZM192 124V123H191ZM190 124V125H191ZM225 124V123H224ZM12 125V124H11ZM23 125V126H24ZM33 125H31V124H29V126L26 128V130H23L24 132H22L21 133V135H20V137L19 138H17L18 139V141H17V143L16 144H14V147H11L10 149H11V154L12 153H14V152H20L21 150H22V148L24 147V146H28L27 148L28 149H23L22 150V153L23 154H19V156L17 157V159L11 164V165H4V166H1L0 167V181H2V182H6V180L7 179H9V180H11V181H9V182H6L5 183V188L4 189H7V188H9V187H11L12 185H15L14 183H18L19 185H21V186H25L27 183H28V181L27 180H25V179H22L23 177H24V175H26V173L24 174V175H21V172H19L18 170H19V168L21 167V165L22 164H24V162L26 161V159L24 158V157H27V156H29V157H32L34 154L36 155V154H39V155H42V154H46L48 157H49V159L51 158V154H50V152H49V150L48 151H45V149H44V147H46L47 148V146H46V142H47V140H48V136L46 135V134H41V139L38 141L37 139H35V138H33L34 140H35V145H33V146H31V141H30V137H32L33 136V134H32V136H30V133H33ZM36 125V124H35ZM52 125H53V123H52ZM60 125V124H59ZM58 125V127H61V125L59 126ZM119 125V124H118ZM165 125V124H164ZM187 125V124H186ZM15 126V125H14ZM19 126V125H18ZM56 126V125H55ZM92 126V125H91ZM114 126V125H113ZM149 126V125H148ZM154 126H155V124H154ZM173 126V125H172ZM188 126V125H187ZM206 126V125H205ZM229 126V125H228ZM227 126V127H228ZM44 127V126H43ZM80 127V126H79ZM96 127V126H95ZM118 127V126H117ZM128 127V126H127ZM126 127V128H127ZM143 127V126H142ZM153 127V126H152ZM170 127V126H169ZM226 127V126H225ZM15 128H16V126H15ZM41 128H42V126L40 127V130H41ZM51 128V127H50ZM49 128V129H50ZM130 128H132V127H130ZM145 128V127H144ZM176 128V127H175ZM37 129V128H36ZM60 129V128H59ZM81 129V128H80ZM148 129V128H147ZM146 129V130H147ZM169 129H171V128H169ZM203 129V128H202ZM227 129V128H226ZM228 129H230V128H228ZM13 130H15V129H13ZM31 130H32V132H31ZM67 130H70V131H77L78 129H76L75 127H68L67 128ZM88 130H90V129H88ZM88 130H86L87 132H88ZM116 130V129H115ZM122 130V129H121ZM135 130V129H134ZM155 130V129H154ZM166 130H167V128H166ZM177 130V129H176ZM175 130V131H176ZM187 130V129H186ZM206 130V129H205ZM233 130V129H232ZM250 130H251V128H250ZM255 130V129H254ZM56 131H58V130H56ZM91 131V130H90ZM106 131V130H105ZM174 131V130H173ZM188 131V130H187ZM220 131V130H219ZM35 132V131H34ZM37 132V131H36ZM83 132V131H82ZM99 132V131H98ZM109 132V131H108ZM118 132H120V131H118ZM128 132V131H127ZM126 131H125V133H127ZM132 132H134V131H132ZM144 132H146L145 130H144ZM151 132H153V131H151ZM165 132V131H164ZM168 132V131H167ZM177 132V131H176ZM207 132V131H206ZM232 132V131H231ZM250 132V131H249ZM60 133V132H59ZM116 133V132H115ZM122 133H123V135H125L124 134V132L122 131ZM155 133V132H154ZM169 133V132H168ZM170 133L172 134L173 132H171L170 131ZM178 133V132H177ZM201 133H203L202 131H201ZM201 133H200V135H201ZM84 134V133H83ZM97 134V133H96ZM99 134V133H98ZM97 134V135H98ZM107 134V133H106ZM109 134V133H108ZM143 134V133H142ZM194 134V133H193ZM225 134H228V133H225ZM252 134V133H251ZM86 135V134H85ZM117 135V134H116ZM151 135V134H150ZM153 135H155V134H153ZM173 135V134H172ZM217 135H218V137H216V141L217 140H219L220 141V144H226V145H228V139H227V136L225 137V136H223L222 135V132H218L217 133ZM222 135V136H221ZM128 136V135H127ZM145 136V135H144ZM146 136H147V134H146ZM158 136V135H157ZM231 136H233V135H231ZM37 137V136H36ZM82 137V136H81ZM89 138H90V136H88ZM100 137L101 136H99V140H100ZM104 137V136H103ZM120 137V136H119ZM133 137V136H132ZM138 137V136H137ZM159 137V136H158ZM185 137V136H184ZM190 137V136H189ZM202 137V136H201ZM208 137V136H207ZM234 137V136H233ZM130 138V137H129ZM149 138H151L150 136H149ZM161 138V137H160ZM196 138V137H195ZM203 138V137H202ZM229 138H231L230 136H229ZM236 138V137H235ZM239 138V137H238ZM91 139V138H90ZM124 139V138H123ZM139 139V138H138ZM191 139V138H190ZM210 140H211V138H209ZM246 139V138H245ZM73 140H75V139H73ZM102 140H104V139H102ZM121 140V139H120ZM135 140H137V139H135ZM145 140V139H144ZM147 140V139H146ZM168 140V139H167ZM192 140V139H191ZM197 140V139H196ZM235 140V139H234ZM239 141H241L240 139H238ZM59 141V140H58ZM77 141V140H76ZM82 141H84V140H82ZM88 141V140H87ZM106 141V140H105ZM109 141V140H108ZM125 141V140H124ZM187 141V140H186ZM203 141V140H202ZM1 142V141H0ZM54 142V141H53ZM85 142V141H84ZM97 142V141H96ZM99 142V141H98ZM115 142V141H114ZM154 142V141H153ZM165 142H166V140H165ZM179 142H183V141H179ZM189 142V141H188ZM193 142V141H192ZM204 142H206V141H204ZM14 143V142H13ZM103 143V142H102ZM130 143V142H129ZM134 143V142H133ZM143 143V142H142ZM147 143V142H146ZM171 143V142H170ZM185 143V142H184ZM195 143V142H194ZM202 143V142H201ZM207 143V142H206ZM262 143V142H261ZM75 144V143H74ZM115 144V143H114ZM113 144V145H114ZM132 144V143H131ZM144 144V143H143ZM174 144H176V142L174 143ZM177 144H178V142H177ZM192 144V143H191ZM196 144V143H195ZM204 144V143H203ZM203 144H201V145H203ZM214 143L212 142V144H210V147L213 145ZM237 144H238V142H237ZM245 144V143H244ZM147 145V144H146ZM152 145H153V143H152ZM161 145H164V144H161ZM180 145V144H179ZM188 145V144H187ZM225 145V146H226ZM232 145V144H231ZM239 145V144H238ZM50 146V145H49ZM64 146V145H63ZM62 146V147H63ZM67 145H65V147H66ZM160 146V145H159ZM166 146V145H165ZM177 146V145H176ZM184 146H186V145H184ZM191 146V145H190ZM205 146V145H204ZM237 146V145H236ZM240 146V145H239ZM242 146V145H241ZM258 146V145H257ZM87 147V146H86ZM99 147H101V145L99 146ZM113 147V146H112ZM112 147H110V148H112ZM132 147V146H131ZM144 147V146H143ZM153 147H154V145H153ZM155 147H157V145L155 146ZM180 147H183V146H180ZM215 147H216V145H215ZM249 147V146H248ZM7 148V147H6ZM5 148V149H6ZM39 148H41V150L39 149ZM61 148V147H60ZM76 148V147H75ZM74 148V149H75ZM84 148V147H83ZM94 148V147H93ZM120 148H125L124 147V143H123V145H121V143H120V141H119V143H118V146H117V149H120ZM126 148H128L127 147V145H126ZM159 148V147H158ZM164 148V147H163ZM175 148V147H174ZM177 148V147H176ZM188 148H190V147H188ZM206 148H207V146H206ZM218 148V147H217ZM227 148H228V146H227ZM258 148V147H257ZM8 149V148H7ZM10 149H9V151H10ZM38 149L40 150V151H42L43 153L41 154V153H38ZM48 149V148H47ZM51 149V148H50ZM81 149V148H80ZM89 149V148H88ZM98 149V148H97ZM116 149V150H117ZM149 149V148H148ZM151 149V148H150ZM162 149V148H161ZM182 149V148H181ZM186 149H187V147H186ZM192 148H190V151H189V153H182V154H179V155H176L175 153V155L176 156H178L177 158V160H179V161H183V159L184 158H186L189 154H190V152H192L193 150H191ZM216 149V148H215ZM234 150L236 149H239V147L237 146L236 148H235V146H234V148H233ZM253 149H255V148H253L252 147V151H253ZM33 150V155L31 154V151ZM55 150V149H54ZM63 150V149H62ZM65 150V149H64ZM63 150V151H64ZM69 150V149H68ZM79 150V149H78ZM106 150V149H105ZM127 150V149H126ZM137 150V149H136ZM152 150H154V149H152ZM157 150V149H156ZM169 150H171V149H168L167 151L169 152ZM196 150V149H195ZM200 150H205V149H200ZM90 151V150H89ZM118 151V150H117ZM117 151H115V152H117ZM124 151V150H123ZM130 151V150H129ZM140 151V150H139ZM155 151V150H154ZM163 151H165L164 149H163ZM173 151H175V150H173ZM172 151V152H173ZM206 151V150H205ZM210 151V150H209ZM238 151V150H237ZM243 151V153L244 154H246V152H247V150H242ZM241 151V152H242ZM0 152H2V151H0ZM5 152V151H4ZM66 152V151H65ZM112 152V151H111ZM121 152V151H120ZM128 152V151H127ZM131 152H133V149H132V151ZM157 152V151H156ZM176 152V151H175ZM182 152V151H181ZM197 152V151H196ZM212 152V151H211ZM236 152V151H235ZM249 152V151H248ZM8 153V152H7ZM10 153V152H9ZM87 153V152H86ZM96 153V152H95ZM122 153V152H121ZM143 153V152H142ZM154 153V152H153ZM160 153H161V151H160ZM159 153V154H160ZM170 153V152H169ZM179 153V152H178ZM177 153V154H178ZM195 153V152H194ZM262 153V152H261ZM94 154V153H93ZM132 153H130V155H131ZM140 154V153H139ZM139 154H137V155H139ZM5 155V154H4ZM14 155V154H13ZM16 155V154H15ZM23 155V156H22ZM92 155V154H91ZM90 155V156H91ZM102 155V154H101ZM100 155V156H101ZM126 155V154H125ZM128 155V154H127ZM150 154H148L147 156H149ZM154 155V154H153ZM162 156L163 155H165V154H161ZM194 155V154H193ZM235 155V154H234ZM252 155V154H251ZM250 155V156H251ZM133 156V155H132ZM142 156V155H141ZM140 156V157H141ZM146 156V155H145ZM146 156V157H147ZM155 156V155H154ZM171 156H173V154L171 155ZM170 156V157H171ZM192 156V154L188 157V159L190 158ZM212 156V155H211ZM247 156V155H246ZM34 157V156H33ZM80 157V156H79ZM89 157V156H88ZM97 157H99V156H97ZM122 157V156H121ZM125 157V156H124ZM134 157V156H133ZM150 157V156H149ZM149 157H148V160H149ZM165 157V156H164ZM167 157V156H166ZM169 157V156H168ZM175 157V156H174ZM173 157V158H174ZM3 158V157H2ZM36 158V157H35ZM78 158V157H77ZM83 158H85L84 156H83ZM113 158V157H112ZM129 158V157H128ZM131 158V157H130ZM160 158V157H159ZM172 158V157H171ZM173 158H172V160H173ZM235 158L236 159H238V160H241V158H239V156H236L235 155ZM243 158H245V157H243ZM247 158V157H246ZM246 158L244 159V160H246ZM10 159V158H9ZM95 159V158H94ZM97 159H99V158H97ZM119 159V158H118ZM135 159V158H134ZM143 159H145V158H143ZM150 159H153V158H150ZM187 159V158H186ZM234 159V158H233ZM249 159H250V157H249ZM4 160H5V158H4ZM3 160V161H4ZM78 160V159H77ZM80 160V159H79ZM83 160V159H82ZM86 160V159H85ZM89 160V159H88ZM121 160V159H120ZM129 160V159H128ZM139 161H141L140 159H138ZM153 160H156V158L155 159H153ZM157 160H158V158H157ZM156 160V161H157ZM163 160V159H162ZM161 160V161H162ZM170 160V159H169ZM176 160V159H175ZM95 161V160H94ZM112 161V160H111ZM124 161V160H123ZM142 161H144V160H142ZM141 161V162H142ZM178 161V162H179ZM187 161V160H186ZM222 161V160H221ZM235 161V160H234ZM256 161H258V160H256ZM45 162H47V161H43V163H45ZM53 162V161H52ZM55 162H56V160H55ZM80 163H81V161H79ZM129 162V161H128ZM133 162V161H132ZM136 162V161H135ZM164 162V161H163ZM162 162V163H163ZM166 162V161H165ZM190 162V161H189ZM195 162V161H194ZM225 162V161H224ZM241 162V161H240ZM85 163V162H84ZM103 162H101V164H102ZM115 163V162H114ZM113 163V164H114ZM124 163V162H123ZM127 163V162H126ZM131 163V162H130ZM129 163V164H130ZM144 163V162H143ZM148 163V162H147ZM147 163H146V165H147ZM150 163H151V161H150ZM161 163V164H162ZM167 163V162H166ZM175 163V162H174ZM180 163V162H179ZM245 163V162H244ZM42 164V163H41ZM49 164H50V162H49ZM54 164V163H53ZM83 164V163H82ZM155 164H157V163H155ZM168 164V163H167ZM173 164V163H172ZM171 164V165H172ZM191 164V163H190ZM193 164V163H192ZM238 164H240V163H238ZM236 165V166H234L235 168L236 167H241V166H239V165ZM256 164V163H255ZM51 165V164H50ZM81 165V164H80ZM87 165V164H86ZM109 165V164H108ZM117 165V164H116ZM121 165V164H120ZM120 165H118V166H120ZM141 165V164H140ZM145 165V164H144ZM148 165H149V163H148ZM165 165V167H167L166 166V164H164ZM220 165V164H219ZM55 166V165H54ZM79 166V165H78ZM95 166V165H94ZM113 166V165H112ZM142 166H143V164H142ZM156 165H154V167H155ZM176 166V165H175ZM190 166H192V165H190ZM207 166V165H206ZM243 166V165H242ZM14 168V170H16V171H11L10 169L11 168ZM40 167H42V166H40ZM48 167V166H47ZM53 167V166H52ZM63 167V166H62ZM61 167V168H62ZM123 167V166H122ZM139 167V166H138ZM162 167H164V166H162ZM164 167V168H165ZM171 167V166H170ZM184 167H189V163H185L184 164ZM234 167H232V168H234ZM263 166H259V168H258V170L260 171V173H256V174H252V175H250L249 176V178H247V179H249V181H250V184H246L245 183V176H243V174H241L238 170H237V168H236V172H234L233 173V171H232V173L233 174H227V175H225L226 174V172H225V174L224 175H222V176H220V177H218L217 179L215 178V180L214 181H211V182H203L202 180H199L197 177H192L191 175H189L188 174V172H186V173H184V174H186V175H184L183 173H182V171L180 170V172L181 173H179V174H174V172H171L170 174H169V176H168V178H166V180H165V183H167V191H166V199L167 200H170V202L168 203V205L169 204H174V206H177L178 208H177V215H181V217L179 218L177 215H173V216H171L172 217V219H175L174 221H172L171 223H167V224H164L163 226H161L159 229H160V232L158 233V235L156 236V238H159V246L160 247H162V248H166V246L170 243V242H172V241H174V242H176V244H181V243H184V244H186V245H190V246H192V248H193V250H195V246H196V242H197V238H200V239H202V244L201 245H206L205 243H206V238H205V235L207 234V231L209 232V230H206L205 229V227H206V225H204V227L202 228H200V227H198V226H195V223H197V224H200V223H202V222H206V220L207 221H211L212 222V219H213V217H212V215H214V214H216L215 213V211H216V208H218V210L219 211H221V212H225V214H227L228 216L227 217H231L232 218V215L233 216H235L236 217V215H237V219L235 220L236 221V224H237V227H238V231H241V229L244 227V226H242L243 225V223L244 222H248V221H246V215H247V213H249L251 210H252V208H254L253 206H252V204H251V202H250V197H252V194H253V192H255L256 191V189H255V186H254V184H257L259 187H262V188H264V168H262ZM39 168V167H38ZM38 168L35 170V169H33V170H35V172H39V171H37L38 170ZM45 168V167H44ZM44 168H42V169H44ZM73 168H75V167H73ZM93 168V167H92ZM101 168V167H100ZM99 168V169H100ZM116 168V167H115ZM127 168H129V166L127 167ZM126 168V169H127ZM143 168H145V167H143ZM159 168V167H158ZM169 167H167L166 169H168ZM175 168V167H174ZM192 167H190V169H191ZM199 168V167H198ZM253 168V167H252ZM28 169H29V167H28ZM41 169V168H40ZM81 169V168H80ZM80 169H78V170H80ZM86 169H89V168H87L86 167ZM94 169V168H93ZM97 169V168H96ZM111 169V168H110ZM120 169V168H119ZM188 169V168H187ZM193 169V168H192ZM222 169V168H221ZM257 169V168H256ZM255 169V170H256ZM26 170V169H25ZM53 170V169H52ZM71 170V169H70ZM89 170H91V169H89ZM123 170H125V169H122L121 168V170L120 171H123ZM142 170V169H141ZM145 170H147V169H145ZM163 170V169H162ZM183 170V169H182ZM194 170V169H193ZM258 170H257V172H258ZM32 171V170H31ZM43 171V170H42ZM94 171V170H93ZM116 171V170H115ZM155 171V170H154ZM186 171H188V170H186ZM244 171V170H243ZM253 171V170H252ZM35 172L33 171V173L35 174ZM44 173L46 172V171H43ZM74 172H76L75 170H74ZM124 172V171H123ZM126 172V171H125ZM124 172V173H125ZM150 172V171H149ZM177 172V171H176ZM178 172H179V170H178ZM250 172V171H249ZM261 172L263 173V175L261 176ZM23 173V172H22ZM31 172L28 170V174H30ZM32 173V174H33ZM59 173V172H58ZM63 173V172H62ZM80 173V172H79ZM83 173H84V171H83ZM113 173V172H112ZM117 173V172H116ZM122 173V172H121ZM158 173V172H157ZM193 173V172H192ZM245 173V172H244ZM32 174L30 175V178L32 179ZM39 174H40V172H39ZM39 174H37V177H39L38 175ZM47 174V173H46ZM54 174H55V172H54ZM74 174V173H73ZM72 174V175H73ZM94 174V173H93ZM114 174V173H113ZM119 174V173H118ZM68 175V174H67ZM66 175V176H67ZM70 175H71V173H70ZM71 175V176H72ZM75 175V174H74ZM55 176H56V174H55ZM65 176V175H64ZM80 176V175H79ZM83 176H84V174H83ZM111 176V175H110ZM121 176H122V174H121ZM123 176H125V175H123ZM165 176V175H164ZM26 177H28V176H26ZM34 177V179L33 180H35L36 179V174L33 176ZM42 177V176H41ZM48 177V176H47ZM81 177V176H80ZM79 177V178H80ZM159 177V176H158ZM166 177V176H165ZM25 178V177H24ZM30 178H29V180H30ZM67 178V177H66ZM78 178V179H79ZM82 178V177H81ZM112 178H113V176H112ZM112 178H111V180H112ZM118 178H119V176H118ZM135 178V177H134ZM137 178V177H136ZM161 178V177H160ZM160 178H158V179H160ZM63 179V178H62ZM61 179V180H62ZM120 179H122V178H120ZM146 179H148V178H146ZM209 179V178H208ZM60 180V181H61ZM70 180V179H69ZM156 180V179H155ZM161 180H164V179H161ZM36 182H38V180L36 179L35 180ZM59 181V182H60ZM79 181V180H78ZM77 181V182H78ZM134 181H135V179H134ZM146 181V180H145ZM149 181H150V179H149ZM159 181V180H158ZM42 182H43V180H42ZM57 182V181H56ZM118 182V181H117ZM153 182V181H152ZM234 182H238V183H234ZM123 183V182H122ZM156 183V182H155ZM42 184V183H41ZM55 184V183H54ZM69 184V183H68ZM125 184V183H124ZM153 184V183H152ZM163 184V183H162ZM32 185V184H31ZM44 185V184H43ZM133 185V184H132ZM173 185H176V186H173ZM29 186V185H28ZM45 186V185H44ZM44 186H42V188H40V190L41 189H43V187ZM54 186V185H53ZM57 186V185H56ZM179 186V187H178ZM236 186H238V187H236ZM17 187V186H16ZM15 187V188H16ZM22 187V188H23ZM139 187V186H138ZM156 187V186H155ZM165 187V186H164ZM249 187L251 188V189H253V190H251V191H249V190H247V189H249ZM29 188V187H28ZM127 188V187H126ZM10 189V188H9ZM38 189V188H37ZM53 189V188H52ZM146 189H147V186H143L142 188H141V194L139 193V197H142V202H140V203H138L137 205H138V208H139V206L142 208V210H147L148 211V209H150L151 208V203L148 201V196H144L143 197V195L142 194H144V193H142V192H144V191H146ZM148 189H150V187L148 188ZM152 189V188H151ZM150 189V190H151ZM163 189V188H162ZM231 189L233 190V191H231ZM240 190V192H236L237 190ZM47 190V189H46ZM45 190V191H46ZM130 190H132V189H130ZM6 191H8V190H6ZM36 191V190H35ZM38 191V190H37ZM53 191V190H52ZM148 191V190H147ZM146 191V192H147ZM155 191V190H154ZM11 192V191H10ZM61 192V191H60ZM129 192V191H128ZM150 192V191H149ZM31 193V192H30ZM55 193H58V192H55ZM66 193V192H65ZM68 193V192H67ZM67 193L65 194V195H67ZM71 193V192H70ZM148 193V192H147ZM5 194H6V192H5ZM50 194H51V192H50ZM134 194H137V193H133V195ZM163 194V193H162ZM4 195V194H3ZM7 195V194H6ZM17 195V194H16ZM38 195V193H34V194H32V195H28V197H36ZM40 195V194H39ZM71 195V194H70ZM73 195V194H72ZM104 195V194H103ZM164 195V194H163ZM218 195V196H217ZM263 195V194H262ZM261 195V196H262ZM45 196V195H44ZM56 196V195H55ZM58 196V195H57ZM68 196V195H67ZM216 196V197H215ZM51 197V196H50ZM130 197H131V195H130ZM155 197V196H154ZM4 198V197H3ZM15 198V197H14ZM51 198H54V197H51ZM213 198H217V199H213ZM9 199V198H8ZM17 199V198H16ZM41 199H42V197H41ZM41 199H38V201L37 202H39V200H41ZM44 199L45 200H47L45 197H44ZM43 199V200H44ZM50 199V198H49ZM49 199H48V202H49ZM153 199V198H152ZM165 199V200H166ZM218 199H224V201H220V200H218ZM3 200V199H2ZM127 200H128V196H127ZM19 201V200H18ZM8 202V201H7ZM52 202H53V200H52ZM10 203V202H9ZM20 203V202H19ZM40 203V202H39ZM44 203V202H43ZM45 203H47L46 201H45ZM51 203V202H50ZM54 203H56V202H54ZM106 203H107V201H106ZM21 204V203H20ZM25 204V203H24ZM36 204V203H35ZM52 204V203H51ZM60 204V203H59ZM65 204V203H64ZM63 204V205H64ZM225 204V205H224ZM62 205V206H63ZM98 205H100V204H98ZM102 205H103V203H102ZM106 205H108V204H106ZM181 205H188V207H186V206H181ZM218 205H221V206H218ZM51 206V205H50ZM53 206V205H52ZM94 206V205H93ZM10 207H12V206H10ZM56 207V206H55ZM54 207V208H55ZM60 207V206H59ZM179 207H184L183 209H179ZM190 207H193L191 210H190ZM3 207H0V209H2ZM9 208V207H8ZM53 208V209H54ZM230 208V209H233V210H231V211H234V212H228L227 210ZM16 209V208H15ZM60 209H62V207L60 208ZM101 209H103V208H101ZM106 209V208H105ZM104 209V210H105ZM17 210V209H16ZM55 210H57V209H55ZM103 210V211H104ZM134 210V209H133ZM136 210H138V209H136ZM141 210V211H142ZM257 210V209H256ZM255 210V211H256ZM13 211V210H12ZM59 211V210H58ZM57 211V212H58ZM63 210H61V212H62ZM72 211H74V210H72ZM101 211V210H100ZM140 211V212H141ZM252 211H254V210H252ZM259 211V210H258ZM1 212V211H0ZM65 212H66V210H65ZM75 212V211H74ZM76 212H78V211H76ZM96 212V211H95ZM98 212V211H97ZM55 213V212H54ZM72 213V212H71ZM148 213H151V212H148ZM257 213V212H256ZM19 214H21L20 212H19ZM52 214V213H51ZM72 214H74V213H72ZM77 214V213H76ZM103 214H105V213H103ZM57 215V214H56ZM60 215H61V213H60ZM59 215V216H60ZM66 215V214H65ZM92 215V214H91ZM135 215H136V213H135ZM145 215V214H144ZM159 215V214H158ZM251 215V214H250ZM253 215V214H252ZM30 216V215H29ZM49 216V215H48ZM58 216V217H59ZM68 216V215H67ZM66 216V217H67ZM94 216V215H93ZM96 216V215H95ZM137 216H139V215H137ZM256 216V215H255ZM5 217V216H4ZM56 217V216H55ZM65 217V219H68V218H66ZM92 217V216H91ZM149 217V216H148ZM176 217H177V220H176ZM248 217V216H247ZM249 217H252V216H249ZM257 217V216H256ZM260 217V216H259ZM15 218H17V217H15ZM19 218H20V216H19ZM22 218V217H21ZM144 218V217H143ZM142 218V219H143ZM4 219V218H3ZM61 219V218H60ZM64 219V220H65ZM70 219V218H69ZM156 219V218H155ZM154 219V220H155ZM248 219V218H247ZM257 219V218H256ZM259 219V218H258ZM91 220V219H90ZM150 220V219H149ZM169 220V219H168ZM221 220V219H220ZM228 220V219H227ZM249 220V219H248ZM5 221V220H4ZM28 221V220H27ZM54 221V220H53ZM107 221V220H106ZM135 221V220H134ZM144 221V220H143ZM252 221V220H251ZM18 222H20V221H18ZM29 222H30V220H29ZM91 222V221H90ZM152 222V221H151ZM170 222V221H169ZM254 222H256L257 223V221H254ZM55 223V222H54ZM99 223V222H98ZM103 223V222H102ZM133 223V222H132ZM249 223V222H248ZM260 223H261V221H260ZM69 224V223H68ZM84 224V223H83ZM90 224V223H89ZM211 224V223H210ZM250 224H251V222H250ZM27 225V224H26ZM37 225V224H36ZM63 225H64V223H63ZM102 225V224H101ZM200 225H202V224H200ZM255 225H257V224H255ZM52 226H53V224H52ZM57 226V225H56ZM60 226V225H59ZM83 226V225H82ZM87 226V225H86ZM104 226V225H103ZM126 226V225H125ZM133 226V225H132ZM156 226V225H155ZM209 226V225H208ZM258 226H259V224H258ZM261 226V225H260ZM6 227H8V226H6ZM19 227V226H18ZM35 227V226H34ZM61 227V226H60ZM123 227V226H122ZM210 227V226H209ZM130 227H128V229H129ZM133 228V227H132ZM152 228H153V226H152ZM257 228V226L255 227V229ZM32 229V228H31ZM85 229V228H84ZM119 229V228H118ZM122 229V228H121ZM127 229V230H128ZM207 229H208V227H207ZM4 231V228H3V226H2V223H1V221H0V264H11V258H10V256H9V259L7 260L6 258H4L3 257V255L1 254V253H4V254H8V252L9 251H7L6 249V247L4 246V240H3V238L4 237H6V236H4L3 235V233H2V231ZM10 230V229H9ZM36 230V229H35ZM61 230V229H60ZM246 230V229H245ZM150 231H151V229H150ZM247 231H248V228H247ZM258 231V230H257ZM33 232V231H32ZM107 232H110V231H108L107 230ZM154 232V231H153ZM39 233V232H38ZM125 233V232H124ZM149 233V232H148ZM230 233V232H229ZM236 232H234V234H232V233H230L229 235H231L232 234V236H233V238H231V239H228L227 238V235H225V234H227V233H224V231H219V232H217V235H215L216 236V238H215V240L217 241V242H219V244L220 245H222V247L224 248V250H226L225 249V246H227L228 244H232L233 242H235V241H237L238 242V240H240V239H242V240H246V239H249V238H247V236L245 237V235H243L242 234V232L241 233H238V234H235ZM12 234V233H11ZM59 234V233H58ZM58 234H54V235H52V238H51V248L54 246V244H57L58 243V238H60L59 237V235ZM70 234V233H69ZM98 234H99V232H98ZM97 234V235H98ZM109 234V233H108ZM126 234V233H125ZM131 234H134V232L132 231L131 232ZM14 235V234H13ZM43 235V234H42ZM151 235V234H150ZM16 236H17V234H16ZM96 236V235H95ZM102 236V235H101ZM44 237V236H43ZM125 237V236H124ZM150 237V236H149ZM151 237H154L153 235L151 236ZM151 237L148 239V240H152L151 239ZM206 237H207V235H206ZM28 238H30V236L28 237ZM35 238V237H34ZM70 238V237H69ZM96 238V237H95ZM205 238V239H204ZM240 238V239H239ZM5 239V238H4ZM25 239V238H24ZM26 239H27V237H26ZM62 239V238H61ZM71 239V238H70ZM106 239V238H105ZM107 239H108V237H107ZM208 239V238H207ZM16 240H19V239H17L16 238ZM23 240V239H22ZM32 240H33V237H32ZM102 240V239H101ZM125 240V239H124ZM123 240V241H124ZM209 240V239H208ZM250 240H252V241H255L252 237H250ZM249 240V241H250ZM26 241V240H25ZM30 240H28V242H29ZM49 241V240H48ZM64 241V240H63ZM113 241V240H112ZM201 241V240H200ZM16 242V241H15ZM181 242V243H180ZM215 242V241H214ZM6 243V242H5ZM14 243V242H13ZM87 243V242H86ZM208 243H210V242H208ZM216 243V242H215ZM11 244V243H10ZM23 244H24V246H25V243L23 242ZM22 244V245H23ZM48 244V243H47ZM83 244V243H82ZM94 244V243H93ZM149 244V243H148ZM147 244V245H148ZM217 244V243H216ZM27 245V244H26ZM59 245H61V250L64 248V246H65V244H59ZM69 245V246H68ZM101 245V244H100ZM115 245V244H114ZM146 245V246H147ZM155 245V244H154ZM214 245V244H213ZM17 246V245H16ZM48 246V245H47ZM50 246V245H49ZM67 246H68V248H67V251H69V252H73V251H75L76 253L79 251V249H80V247H78L77 249L75 248V247H73V245H72V242L70 243V244H67ZM82 246V245H81ZM86 246V245H85ZM116 246V245H115ZM158 246V245H157ZM156 246V247H157ZM158 246V247H159ZM20 247V246H19ZM27 247V246H26ZM142 247H144V246H142ZM150 248H151V246H149ZM155 247V246H154ZM153 247V248H154ZM170 246H168V248H169ZM176 247H178V246H176ZM182 247V246H181ZM205 247V246H204ZM6 248V249H5ZM40 248H42V247H40ZM196 248H197V246H196ZM199 248V247H198ZM207 248V247H206ZM95 249V248H94ZM93 249V250H94ZM156 249V248H155ZM167 249V248H166ZM172 249V248H171ZM230 249V248H229ZM229 249H227L226 250V252H229L230 250ZM18 250H19V248H18ZM25 250H27L26 248H25ZM93 250H91V251H93ZM150 250V249H149ZM148 250V251H149ZM165 250V249H164ZM163 249H161L160 248V251H159V253H154V258H156V259H160V258H162L163 256H164V254H165V251H164ZM175 250V249H174ZM29 251V250H28ZM52 251V250H51ZM147 251V252H148ZM151 251V250H150ZM150 251H149V253H150ZM155 251V250H154ZM235 251V250H234ZM22 252V251H21ZM171 252V251H170ZM169 252V253H170ZM185 252H187V251H185ZM25 253H27V252H25ZM95 253V252H94ZM138 253V252H137ZM143 253V252H142ZM172 253V252H171ZM170 253V254H171ZM262 253H263V251H262ZM13 254V253H12ZM96 254V253H95ZM121 254V253H120ZM135 254V253H134ZM141 254V253H140ZM178 254V253H177ZM182 254H183V252H182ZM63 255V254H62ZM85 255V254H84ZM97 255V254H96ZM148 255H150V254H148ZM173 255V254H172ZM205 255V258H204V260H205V262L203 263H201V264H212V260L211 259H209V256L207 255V254H204ZM15 256V255H14ZM20 256V255H19ZM92 256V255H91ZM145 256V255H144ZM147 256V255H146ZM168 256V255H167ZM41 257V256H40ZM81 257V256H80ZM143 257V256H142ZM142 257L141 258H139L137 261H135V262H139L141 259H142ZM149 257V256H148ZM170 257H172L171 255H170ZM168 258V257H167ZM22 259V258H21ZM66 259V258H65ZM68 259H70V258H68ZM92 259V258H91ZM96 259V258H95ZM25 260V259H24ZM148 264H151L152 262H153V260L152 259H150V258H146L145 257V259H144ZM143 260V261H144ZM17 261V260H16ZM32 261V260H31ZM78 261V260H77ZM142 261V262H143ZM58 262H60V261H58ZM72 262V261H71ZM73 262H75V261H73ZM81 262V261H80ZM89 262V261H88ZM162 262H163V260H162ZM263 262V261H262ZM87 263V262H86ZM99 263V262H98ZM155 263V262H154ZM91 264H97V263H95V261L94 262H91ZM137 264H139V263H137ZM146 264V263H145ZM159 264V263H158ZM192 264H193V262H192Z\"/></svg>","mask_w":264,"mask_h":264}]
</instances>
